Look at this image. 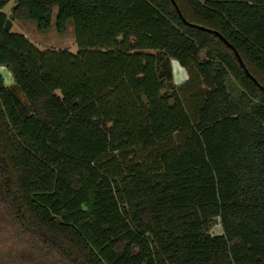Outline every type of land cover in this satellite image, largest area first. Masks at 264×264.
<instances>
[{"label":"trees","instance_id":"obj_1","mask_svg":"<svg viewBox=\"0 0 264 264\" xmlns=\"http://www.w3.org/2000/svg\"><path fill=\"white\" fill-rule=\"evenodd\" d=\"M175 2L0 0L30 108L0 72V230L67 264H264V0ZM53 18L77 53L5 30ZM162 57L189 75L171 94Z\"/></svg>","mask_w":264,"mask_h":264},{"label":"rangeland","instance_id":"obj_2","mask_svg":"<svg viewBox=\"0 0 264 264\" xmlns=\"http://www.w3.org/2000/svg\"><path fill=\"white\" fill-rule=\"evenodd\" d=\"M15 7V1H11L3 12L11 17ZM11 32L23 34L29 42L42 51H63L77 53L74 25L69 22L65 34L60 35L55 30V18L52 20V29L42 34L38 31L36 23L32 21H12ZM159 55L158 52H152ZM159 71L165 84L164 94H171L173 89L186 82L189 78L188 72L175 61L162 57L159 62ZM0 72L5 79L7 86L12 88L18 96L21 105L20 110L23 115L30 112V108L25 96L14 86L12 73L5 67H0ZM191 102V101H190ZM213 235H221L222 228L218 223L211 229ZM0 264H67L59 255L44 247L41 243L32 240L29 236L17 233L10 229L0 230Z\"/></svg>","mask_w":264,"mask_h":264},{"label":"water","instance_id":"obj_3","mask_svg":"<svg viewBox=\"0 0 264 264\" xmlns=\"http://www.w3.org/2000/svg\"><path fill=\"white\" fill-rule=\"evenodd\" d=\"M172 2H173V4H174V6L176 7L178 13H179L180 16H181L182 14H181V12H180L178 6H177V3L175 2V0H172ZM186 24H187L188 26H191V27H194V28H198V29L205 30L203 27L198 26V25H195V24H190V23H188V22H186ZM11 28H12V22H11V21H8L7 24H6L5 30L9 32V31H11ZM214 33H215L216 35L220 36L218 32H215V31H214ZM220 38L225 42V44H227L230 48H232L231 45H229V43H228L227 41H225L221 36H220ZM235 54H236V56H237V58H238V60H239V62H240V64H241V66L246 70L248 76H250V78H251L253 81L256 82V79H255V78H254V77L248 72V70L246 69V66H245V64L243 63L242 58L240 57V55H239L237 52H235Z\"/></svg>","mask_w":264,"mask_h":264}]
</instances>
